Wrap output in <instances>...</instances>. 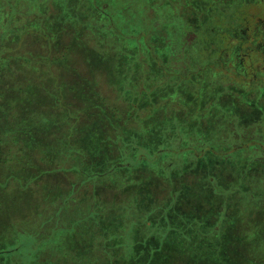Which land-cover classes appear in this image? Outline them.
<instances>
[{
	"label": "trees",
	"instance_id": "16d2710c",
	"mask_svg": "<svg viewBox=\"0 0 264 264\" xmlns=\"http://www.w3.org/2000/svg\"><path fill=\"white\" fill-rule=\"evenodd\" d=\"M5 1L4 4H0L2 13L7 17L4 22H8L6 30L0 32V36H2L0 38V232L4 233L6 227L13 221L31 217V213H26L24 216L18 211V208L12 210L10 207L12 203L23 196L20 189L32 190L31 193L34 194L41 180H45L48 184L53 179L52 177L60 178L63 185L67 184L69 177L66 178L56 171L59 166H62L64 170L69 169L76 160L75 162L78 163L77 168L81 166L82 169L84 167L89 168L91 167V165L88 166L89 162H94L93 160L96 159L95 153L89 150L92 142L79 144L72 140V135L76 130L75 121L77 118L74 119L70 114H64L58 120L60 113L57 114L56 110L52 111L53 108H64V105H66L62 101L66 81L62 80L61 75L64 73L69 74L68 69H70V66L68 62L71 58L73 46L74 44L81 46L82 41H78L80 40L78 37H81L84 33L91 38L90 41H87L89 45L91 44V47L87 44L82 46L85 50L84 60L86 59L88 64L86 65L93 76L95 70L102 71L105 68L108 70L107 80L116 90V95L119 96L117 98L118 102L113 103V105H118L119 111L130 108L131 111H128V114L132 119L133 113L136 114L137 118L138 115L141 117L148 116L147 119L136 120V124H132L134 120L130 117L127 120L123 118L121 120L125 124L123 126L120 124V120L112 122L104 119V117L101 118V115L110 116L112 114H108L98 103H93L95 107L100 108L97 120L101 119L114 125L118 137L119 133L121 136L129 133L131 137L135 133L132 139L133 142L134 140L137 141L139 145L128 141L126 143L127 147H130L132 151L134 150L133 147H138V151L135 153L129 151L128 156L131 157L128 160L123 159L121 163L116 160L111 167H117L123 164L122 162H126L124 165L131 167H134L136 163H142V160L147 159L143 150L146 146L153 148L152 152L155 156L152 157L154 158L165 152L162 154L165 156L163 163L167 164L168 162L167 166H171L172 162H170L169 157L181 145H186L185 154L189 166L185 172L175 173V175L169 177L168 183L173 184L177 179L182 180L184 176L189 175L190 180L195 181L187 183L191 184V188L207 187L209 184H204V180L210 177L213 182L216 181L219 185L225 187L224 190L215 189V192L220 191L224 194L219 196L228 208L241 209L243 207L248 210L250 215L248 218L256 216L258 207L261 209V203L257 202L259 198L255 200L253 197V189L251 194L248 190L250 186H255L257 177L264 176V113L261 112L262 105L260 104L264 99V89L262 90L264 88V62L252 64V67L247 69L244 68V76L239 75L240 71L244 70L243 66L237 67L238 69H235V66L241 58V53L245 51V49H240L242 48L240 44L243 45L248 40L250 41V34L253 31L251 26H243L245 22L241 21V18L246 14V5H264V0H167L169 6L166 3L164 4L167 8H160L158 1H155L151 3L154 4L153 8L146 9L148 15H144L143 23L138 21V25H135V20L126 17L122 18L119 28H115L114 24L111 23L114 28H105V32L103 27L110 20L103 23L101 10L93 6L86 8L85 0L79 1L80 6L77 10L82 9V14L78 13V15L70 14L68 7L61 8L62 10L58 6L56 7V5L67 6L68 0H45L39 4L40 9H38V12H28L25 15L19 13L21 8L18 10L19 14L13 11L19 5L16 3L18 0ZM113 3L115 2L110 4L109 13H120L121 9ZM7 8L9 9L8 13ZM16 17H25L26 21L36 17V26L33 29L25 26L20 31H15L12 24ZM61 22H64L65 25H57ZM176 22H178V25ZM123 23H127V29L123 28ZM21 24L19 22L20 26ZM68 28L73 30L75 36H71L70 40L66 42L64 36L69 35L67 33ZM226 28L229 29L228 36L224 33ZM151 29L153 32H159L158 35L161 38H150L147 43L130 44L136 34L150 33ZM177 31L182 36L179 41L174 39L173 44L170 34L175 35ZM16 33H19L20 36ZM216 33L220 35L219 38L222 42H216ZM9 36L10 38L7 39ZM29 36L35 38L34 41L38 43L39 48L26 49L29 45L26 44ZM116 38L117 41L114 42ZM164 38L171 47L168 48L166 53L162 54L159 51V43ZM255 38L256 41L250 47L249 52L263 51L264 30H258ZM110 40H113V42H110ZM94 47L101 53L103 48L109 51L112 62L110 65L113 69L105 67L107 64L104 62V57L102 55L98 57V51L92 49ZM114 48L117 52L109 50ZM190 49H194V53H199L198 57H192L189 52ZM221 49L236 50L238 57L236 55L235 57L231 56L230 62L229 60L226 61V58L221 57L218 53ZM36 50L38 51L36 54L32 53ZM89 52H94V54L90 55ZM22 53H27V58L23 59L22 56L24 55ZM175 60L178 63H174ZM257 61H260V58ZM187 62H190V64L187 65ZM209 63L210 65L216 63L221 68L217 73L218 76L213 77L209 73V68H206ZM153 66L152 71L151 67ZM183 67H185L187 73L193 72V70H201L200 79L195 78L192 83L194 87H200L202 90L203 100L197 102V105L194 98H191L190 102L185 101L188 96L187 92L190 91L192 86L189 87L184 78L181 77L185 75ZM228 67L229 69L226 70ZM71 73L75 74V72ZM178 73L179 78H176ZM224 73H229V75H224ZM218 79L222 80V83L214 88L213 82ZM244 79L247 80L242 85L235 82ZM153 87L157 91L150 96ZM228 88L232 90H228ZM216 89L218 90L217 93ZM127 94H130L131 98ZM150 97L152 98L150 99ZM211 97H214L213 101ZM254 98H257L258 101L251 103L250 100ZM217 99L221 102H217L220 106H217V103L214 102L218 101ZM167 101L168 104L170 103L169 105L174 104L176 106L174 110L172 109V120L158 123L149 122L150 118H166V113L171 112V110L165 107L162 108L161 104H167ZM87 106L89 109V105ZM189 106L190 115L185 116L188 113ZM113 108L118 110L115 106ZM64 109V112L69 111L67 107ZM216 111L221 112L223 117L217 121H211L210 115L212 116ZM248 111L250 112L249 116L247 115ZM122 112L127 113L126 111ZM26 113H31V115L28 116ZM199 114H202V118L193 119L195 115L199 117ZM40 115L43 116L41 121L31 118H39ZM55 116L57 119H51ZM50 121H54L57 125L58 122H63L66 133L63 137L66 143H60V146L48 143L49 140L56 139L59 130V126L55 125L52 129H49L50 133L45 132L42 124L46 125ZM72 127L75 130L70 132ZM104 128L107 129L109 126ZM172 132L175 135H172ZM180 133L184 134L181 135ZM155 135L158 136V139L153 142L152 137ZM105 137L106 135L100 137L99 143L103 141L101 143L103 145L102 152L107 150L109 152L110 148L107 143L112 139H110L111 136L107 140ZM183 137L186 143L182 142ZM37 142L42 143L39 148L32 145ZM24 146H26V150ZM195 146L198 147L199 151L192 150V147ZM76 147H78V151L75 150ZM207 152L218 155L220 162L223 164L227 162V164L225 166L222 164V169L210 171L200 167L197 168L198 157ZM33 153L37 155L32 156ZM114 153H117V151H110L111 156ZM178 154L183 156V149ZM124 156L126 155L124 154ZM71 157L75 160L73 161ZM54 161L57 162L56 167L53 165ZM244 161L248 166L246 165V169L242 170L238 167V164L241 166ZM6 163L9 166H6ZM17 166H20L21 170L17 169ZM82 169L78 170L82 171ZM111 169L105 170L106 172L96 170V172L102 173L92 174L105 175ZM24 170H26V173H23ZM144 171L147 173L142 174L140 171V177H147L148 175L150 179L152 177L163 178L155 176L153 170ZM206 172L207 174H205ZM23 179L26 181L35 180L32 184L34 186L27 187L23 185L21 183ZM238 187L242 191V196ZM192 201L195 202L194 197L187 194L181 200V208H183L182 204L189 205L190 203L193 206L194 216H200L208 221L214 219L205 215L208 208L206 204L209 200H201L203 204L198 203L196 205ZM26 208L29 209V207ZM216 216H219V212ZM225 220V227L239 231L243 218L238 211H234V213L232 211ZM157 223L159 222L157 221ZM18 247L8 252H14ZM247 252L249 256V250L244 249L243 254H241L242 258L246 259L244 264H252V259L246 258ZM5 253L3 250L0 251V255ZM178 260L181 259H176L175 264L179 262ZM183 261L185 264V260ZM187 264L194 263L189 259Z\"/></svg>",
	"mask_w": 264,
	"mask_h": 264
},
{
	"label": "rangeland",
	"instance_id": "374dc122",
	"mask_svg": "<svg viewBox=\"0 0 264 264\" xmlns=\"http://www.w3.org/2000/svg\"><path fill=\"white\" fill-rule=\"evenodd\" d=\"M44 1L45 0H18L16 3L19 5L15 7L13 11L18 13V10L21 8L19 13L23 15L28 12H38V9H40L39 4ZM79 1L80 0H68L67 6L56 5V7L58 6L60 10L68 7L72 15H78V13L82 14V9L77 10V8H79L78 6H80ZM155 1H158L157 3L160 8L166 7L164 5L165 3L169 6V1L167 0H104L103 2L101 0H85L84 4L86 8L93 6L100 9L103 23H105L106 20H110L103 27L105 32V28H114L111 26V23L114 24L115 28H119L122 18L126 17H131L135 20V25H138V21L143 23L145 19L144 15H148L146 9L153 8L154 4L151 3ZM5 2V0H0V4H4ZM112 2H115L113 4H116V7L121 9L120 13H109L110 4ZM53 6L55 7V5ZM6 10H8V13L9 9L7 8ZM245 13L246 14L241 18V21H244L245 25H242L251 26L253 31H251L250 34L251 40H248V42L243 45L240 44L242 47L240 49H245V51L241 53V58L239 62L237 61L235 69H238L237 67L240 66H243V69H247L252 67V64L264 62V49L263 51L249 52L250 47L256 41L255 35L257 31H261V29L264 30V5L260 4L256 6L248 4L246 5ZM6 18L4 13H2V9H0V32L5 31L8 27V22H4ZM19 22L22 23L21 26ZM176 24L178 25V22H176ZM57 25L63 26L65 23L61 22ZM25 26L33 29L34 26H36V17H32L27 21L25 17H16L13 20L12 27L15 31H20V29H23ZM123 28H128L127 23L124 24ZM67 33L69 35L66 34L64 36L66 42L70 40L71 36H75L73 30L70 28L67 29ZM224 33L228 36L229 29L226 28ZM16 34L19 35V33ZM158 34L159 32H153L152 29L150 33H138L135 35L134 39L132 38L133 42L131 41L130 44L136 45L138 42L147 43L150 38L159 37ZM181 36L182 35L178 31L175 35L171 33V42L173 43L174 39L179 41ZM219 36L220 35L216 33L215 40L218 43L222 42ZM1 37L2 36H0V38ZM9 38L10 36L7 37V39ZM78 38H80L78 41H82V43L80 47L77 46L78 44H74L73 46L71 58L68 62L70 66V69H68L69 74L64 73L61 75L62 80L66 81L62 101L66 104L64 106L67 107L69 111L64 112L65 107H56L53 108L52 111L56 110L57 114L60 113L58 120L61 119L64 114H70L74 119L77 118L75 121L76 130L74 127L70 129V132L75 130V133L72 135V140L79 144L92 142L89 150L95 153L96 159L93 160L94 162H89L88 166L91 165L89 168L84 167L82 169L81 166L80 168L82 171L78 170L80 169L77 168L78 163L75 162L76 160L72 157L71 159L75 161L71 164V168L66 169L67 171L64 170L62 166H59L56 171L66 178L69 177L67 184L63 185L60 178L52 177L53 179L49 181L50 184H46L47 182H45L44 179V181L41 180L34 194L31 193L32 190L27 191L28 189L26 188L20 189L23 192V196L18 201L16 200L12 203L10 207L12 210L18 208V211L24 216L26 213H31V217L24 220L13 221L6 227L4 233L2 231L0 232V234H2L0 236V251L3 250L6 252L0 255V264H175L176 259H181L178 260L179 262L177 264H184L183 260H185V264H187L189 259L192 260L194 264H244L246 259L241 256L244 249L249 250V256L247 252L246 258L249 257V259H252V264H264V176L257 177L255 186H250L248 190L249 194H251V190L253 189V197L255 200L259 198L257 202L261 203V209L258 207L256 216L254 218H248V216H250L248 210H245L243 207H241V209L228 208L223 203L219 195L224 194L220 191L215 192V189L224 190L225 187L219 185L216 181L213 182L210 177L204 180V184H209L207 187L200 186L198 188H191V184L187 183H193L195 181L192 179L191 181L189 175L184 176L182 180L177 179L173 184L168 183L169 177L175 175V173L179 174L185 172L189 166L185 154L186 145H181L176 149L177 151L169 157L170 162H172L171 166H167L168 162L167 164L163 163L165 156L162 154L165 152L160 153L161 155L159 157L154 158L152 157L155 156L152 152L153 148L146 146L143 150L145 151L147 159L142 160V163H136L134 167H131L129 165H124L126 162H122L123 164L120 165L123 166L111 167V165L115 164L116 160L120 163L123 159L128 160V158L131 157L128 156L129 151L134 153L138 151V147H133L134 150L132 151L130 147L126 145L128 141L133 142L132 138L135 136V133L133 132V137H131L129 133L125 136H121L119 133L118 137L114 125L104 122L101 119L97 120L100 108L95 107L93 103H98L108 114H112L110 116L101 115V118L104 117V119L112 122L121 121L123 118L127 120L129 117L132 119L130 114H128V111H131V109L128 108L119 111V106L113 105V103L118 102L117 98L119 96L116 95V90L107 80L108 70L106 68L103 69L104 71L95 70L94 76L90 73L86 59L84 60L83 55L85 50L82 46L87 44V46L91 47V44L89 45L87 43L91 38L88 37L86 33ZM117 38L114 42L117 41ZM34 40V37H27L26 44L29 45L26 49L39 48L38 43ZM110 42H113V40H110ZM170 47L171 46L168 45L165 38L159 43V51H161L162 54L166 53ZM92 49L97 50L95 47ZM109 50L111 52H117L115 48ZM194 51V49H190L189 52L192 57L196 58L199 53H194ZM36 52L38 51L36 50L32 53L36 54ZM102 53L98 51L97 56L99 57V55H102L104 57V62L107 64L105 67L112 68L110 65L112 62L110 60L109 51L103 48ZM218 53L221 57L226 58V61L229 60V62L231 56L235 57V55H238L237 51L233 49L229 51L221 49ZM91 54H94V52H91L90 55ZM155 54L157 53L155 52ZM23 55V59L27 58V53ZM259 58L260 61H257ZM174 63H178V61L175 60ZM189 64L190 62H187V65ZM153 68L154 66L151 67L152 71ZM206 68H209V73H211L213 77L218 76L217 73L221 69L216 63L212 65L209 63ZM183 69L186 76L182 75L181 77L184 78V81H186L189 87L192 86L190 91L187 92L188 96L185 101L190 102V99L194 98L196 99L195 103L197 105V102L203 100L202 90L200 87H194L192 83L195 78L200 79L201 70H193V72L187 73L185 67H183ZM228 69L229 67L226 70ZM256 69L258 70V67ZM70 71L75 72V74H72ZM243 71H245V69L240 71L239 75L244 76L245 72ZM224 75H229V73H224ZM176 78H179V73ZM245 80L247 79L235 82H237L238 85H242ZM221 83L222 80L219 79L213 82L214 88H217ZM144 84L143 86H145ZM263 89L264 88H262V90ZM228 90L232 89L228 88ZM156 91V88L153 87L150 96L154 95ZM217 91L216 89V93ZM123 95L125 96V94ZM127 95L128 97L131 96L130 94ZM151 98L152 97H150V99ZM211 98L213 101L214 97ZM219 101L220 100L214 102L217 103ZM257 101V98L250 100L251 103ZM219 103L216 105L220 106ZM169 104L168 101L167 104H161L163 106L162 108L165 107L171 110V112L166 113V118H150L149 122L158 123L160 121H171L173 117L172 109L174 110L176 106L174 104ZM260 104L262 105L261 112L264 113V99ZM87 105H89V109ZM113 106L118 108V110L114 109ZM122 111H126L127 113ZM187 111L188 113H186L185 116L190 115V106ZM249 113L248 111V116ZM26 114L28 116L31 115V113ZM221 114L222 113L218 111L214 112L212 116L210 115V120L217 121L219 118L223 117ZM31 118L41 121L43 116L40 115L39 118ZM147 118V115L143 117L138 115L137 118L136 114L133 113L132 120H134V122L130 123L136 124V120ZM198 118H202V114H199V117L198 115L193 117V119ZM51 119L55 120L57 117H51ZM123 123L122 121L120 122L121 125L125 126ZM47 124H42L44 126V131L47 133H50L49 129L57 125L54 121H50ZM57 126H59V130L57 131L58 134L56 139H51L48 143L60 146V143L65 141L63 136L66 133L63 122H58ZM107 126H109V128H104ZM180 134L182 135L184 133ZM104 135H106V140L109 139V136L114 138L110 137L112 140L107 143L110 151H117L113 156L110 155V151L108 152L107 150L102 152L101 150L103 146L101 143H103V141H101V143L99 142L100 137L102 138ZM172 135H175V133ZM156 139H158L157 135L152 137L153 142ZM182 142L186 143L184 137L182 138ZM133 143L138 145L135 140ZM41 144V142H37L32 145L39 148ZM192 148L194 151H199L196 146ZM24 149L26 150V146H24ZM181 149L184 151L183 156L178 154ZM75 150L78 151V147H76ZM168 153L172 154L171 152ZM124 154L126 156H124ZM35 155L37 154L33 153L32 156ZM149 160L151 162L147 163ZM54 162L53 165L56 167L55 165H57V162ZM196 164L197 168L200 167L206 171H210L222 169L221 165L223 163L220 162L218 155L207 152L203 156L198 157ZM226 164L227 162H225L223 166ZM5 165L9 166L8 163ZM164 165L166 166L164 167ZM246 165L247 163L244 161L241 166L238 164V167L243 170L246 169ZM16 168L20 169V166ZM66 168L68 167L66 166ZM109 168L113 170L111 169V171L107 174L105 173V175L92 174L102 173L99 171L96 172V170L107 171ZM144 170H153L152 172L155 173V176L163 178L157 179L152 177L150 179L148 175L147 177H140V171L142 174L147 173ZM23 173H26V170H24ZM205 174H207V172ZM216 179L215 177V180ZM34 181L35 180L26 181L23 179L21 183L27 187H33L34 185L32 184ZM238 190L241 192L242 196V191L239 187ZM187 194H191V196L194 197L195 202H192L195 205L198 203L203 204L201 200H209V203L207 202L206 204L208 208L207 211H205V215L213 217L214 219L208 221L200 216H194L192 212L193 206H191L190 203L189 205L186 203L182 204L183 208H181V200ZM26 207H29V209ZM232 211L233 213L234 211H238L242 214L243 221L239 231L225 227V219L229 217ZM218 212L219 216H216ZM157 221L159 223H157ZM207 225L212 227H208ZM107 228L110 230L107 231ZM17 246L19 247L16 251L8 252Z\"/></svg>",
	"mask_w": 264,
	"mask_h": 264
}]
</instances>
